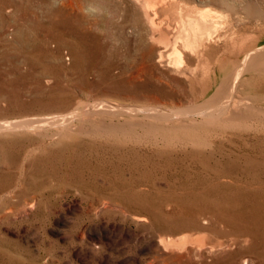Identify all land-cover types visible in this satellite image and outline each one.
Listing matches in <instances>:
<instances>
[{"label":"rangeland","instance_id":"obj_1","mask_svg":"<svg viewBox=\"0 0 264 264\" xmlns=\"http://www.w3.org/2000/svg\"><path fill=\"white\" fill-rule=\"evenodd\" d=\"M67 1L0 0V122L35 120L0 128V264H264V71L197 108L264 44V0Z\"/></svg>","mask_w":264,"mask_h":264},{"label":"bare ground","instance_id":"obj_2","mask_svg":"<svg viewBox=\"0 0 264 264\" xmlns=\"http://www.w3.org/2000/svg\"><path fill=\"white\" fill-rule=\"evenodd\" d=\"M82 1L83 0H68L66 2V5L69 8L67 14L70 15V16H76V17H79L80 19H83L84 13H85V6H84ZM152 1L153 0H149L147 3L150 5V3H152ZM200 1H205V0H200ZM253 4H255V1L248 0L247 3H246V7L249 8ZM207 9H210V8L207 7ZM208 11H210V10H208ZM208 14L214 15L213 13H208ZM150 21H151L152 26L158 28V26L155 23L154 18H151ZM160 33H162V32H160ZM262 42H264V41H262ZM256 48H255L256 50L255 49L250 50V52H248L244 56L243 60H241V62L238 65V67L233 72V75L231 77L232 79H230L229 81L226 80V83H225L226 85H223V86L221 85V86L217 87L215 92H213L204 101V103L200 107H197L198 110L202 112V114H203V116L205 118H207V119H215L216 117L218 118V114H220V113L222 114V112L228 110L232 106H234V107L237 106V105L235 106V104L237 102V99L234 97V90H235V87L238 85L240 75L244 72V70H246L248 68H253V69H256V70H263L264 71V44H262V45H260V46H258ZM175 52H177L176 54H178L180 51L178 49H176ZM159 57H162V52L161 51L159 52ZM177 62H179V61H177ZM222 80H223V78H222ZM219 83H220V81H219ZM93 108L94 107L91 106V109H93ZM104 108L107 109V110H110V111L111 110L115 111L117 109H122V108L125 109V110H128V111H132V110L136 111V109H137L136 106H130V105L126 106V105H121V104H117V103H116V105L111 104V103H99L98 104V108L96 107V109H104ZM140 108H142V107H140ZM94 110H95V108H94ZM260 110H261V108H260ZM77 111H80L78 113L81 114V116L84 115V113L89 112V110H86L85 108H82L81 110H77ZM156 111L158 112L159 116H161V115L166 116L165 114H167L166 113L167 111H165L163 108H156ZM75 114L77 115V113H75ZM71 117H73V114L71 115V113H67V114H64V115H52V116L46 117V118H42L41 117L42 119H39L37 121H38V123H40V124H38V126H44L46 124H51L52 125V124L62 123V122L68 121L70 119L73 120ZM34 121L35 120H31V119H25V120L24 119H22V120H16L15 119V121H9V120L7 121L6 120V121H3V122H0V128L7 127V126H9V127H16V126H21V125L27 126V125H31L32 122H34ZM100 125H103V126L104 125H109L110 126L111 124H106V122L104 121V122H101ZM36 126H37V124H36ZM201 237L205 238L204 235L201 236ZM248 260H250V258H246L245 259V263H247Z\"/></svg>","mask_w":264,"mask_h":264}]
</instances>
